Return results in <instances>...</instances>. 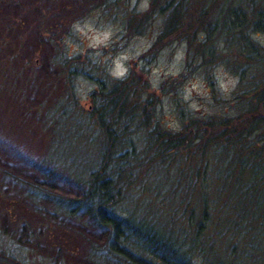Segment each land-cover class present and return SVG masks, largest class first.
Wrapping results in <instances>:
<instances>
[{"label": "rangeland", "instance_id": "1", "mask_svg": "<svg viewBox=\"0 0 264 264\" xmlns=\"http://www.w3.org/2000/svg\"><path fill=\"white\" fill-rule=\"evenodd\" d=\"M69 1L72 7L65 13L69 19L90 5L71 21L67 33L60 32L56 45L46 36L36 38L37 30L32 26L33 16L40 10L50 9L48 13L54 16L58 11L55 4L0 0V245L28 264H116L106 257L105 229L83 212L69 215L54 210V199L81 193L84 181L98 164L103 136L89 115L98 102L90 91L98 87L101 78L123 77L131 66L142 72L148 88L159 99L147 127L129 135L136 150L152 124L176 130L189 114L207 117L235 113L239 109L234 97L238 76L221 63L185 69L187 45L183 39L163 44L153 56L147 53L164 24V14L157 9L143 32L125 36L126 12L146 8L149 0L109 5L96 0ZM252 4L258 7L264 0ZM252 4L250 0H225L224 10L238 23L244 17L253 18ZM20 17L27 23L18 26L14 21ZM237 27L230 30L236 34ZM215 35L213 43L222 47L221 37ZM246 35L264 46L262 24L255 22ZM67 57L68 72L62 64ZM166 79L175 82L160 89ZM195 156L190 168L180 164L184 172L190 171L191 179L201 164ZM228 156L224 150L209 153L206 183L210 194L219 182L225 183L224 177H215L212 162L217 157L225 163ZM178 176L173 167H145L137 181L124 190L118 209L162 220L173 208L178 207L179 212L183 177L177 182ZM225 194L215 192L216 208ZM21 216L32 222L34 234L29 233ZM212 218L214 214L204 229L202 247L195 253L201 257L216 255L231 264H264V232L248 230L246 222L243 227L225 229L215 225ZM255 223L263 228L264 218H257Z\"/></svg>", "mask_w": 264, "mask_h": 264}, {"label": "trees", "instance_id": "2", "mask_svg": "<svg viewBox=\"0 0 264 264\" xmlns=\"http://www.w3.org/2000/svg\"><path fill=\"white\" fill-rule=\"evenodd\" d=\"M120 1L96 0L95 3L109 5ZM162 1L149 0L146 8L126 12L124 35L143 32L153 12L159 10L164 14V24L146 52L153 56L172 39L185 40V69L193 70L196 64L212 67L221 63L238 76L234 97L239 101V109L232 114L207 117L189 114L176 130L152 124L142 137L143 144L135 150L129 135L149 124L159 98L134 66L123 77L101 78L98 87L90 91V96L97 97L98 102L89 112L103 136L98 164L84 181L81 193L54 199V210L69 215L83 212L105 229L106 257L116 264H231L216 255L201 257L195 252L202 247V235L213 214L214 224L225 229L231 225L243 227L246 222L248 230L264 232V226L255 223L257 218H264V46L246 35L255 22L264 26V4L255 7L254 0H250L255 18L244 17L236 23L229 11L224 10L225 0ZM42 2L55 4L58 11L54 16L48 13L50 9L38 11L32 26L37 30L36 38L46 36L56 45L60 32L67 33L71 21L84 14L90 5L80 3L83 8L69 19L65 16L72 7L69 0H34L33 4ZM14 22L20 26L26 19L20 17ZM231 26H238L236 34L230 30ZM215 34L221 37L222 47L213 43ZM62 64L67 72L71 71L68 57ZM173 82L163 80L159 88L171 86ZM142 93H145L143 98ZM217 150H224L227 155L229 152L225 163L216 157L211 165L215 177H224L225 183L219 182L210 194L206 183L207 164L209 153ZM195 155L201 164L191 179L190 171L184 172L180 164L190 168ZM159 165L177 169V182L183 177L182 196L177 200L182 204L180 211L178 207L173 208L164 220L120 211L117 205L124 190L137 181L145 167ZM29 190L34 195V186ZM219 191H225L226 198L216 208L215 192ZM20 219L29 233L34 234L32 222L26 216ZM0 264L28 263L0 245Z\"/></svg>", "mask_w": 264, "mask_h": 264}]
</instances>
